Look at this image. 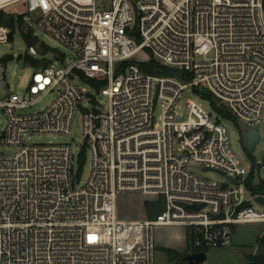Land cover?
<instances>
[{"label": "built area", "instance_id": "1", "mask_svg": "<svg viewBox=\"0 0 264 264\" xmlns=\"http://www.w3.org/2000/svg\"><path fill=\"white\" fill-rule=\"evenodd\" d=\"M16 3L74 58L33 66L26 91L6 94L0 59V143L14 149L0 150V264H155L156 226L183 225L190 245L203 250L230 245L237 224L264 221L246 198L257 193L220 120L255 125L263 117V0H0V10ZM10 33L0 24V42ZM140 53L174 74L145 71ZM26 54L43 57L34 46ZM186 87L207 89L233 117L215 120L188 98V117L178 120ZM53 91L46 107L29 111ZM77 112L91 158L84 179L83 151L71 142L26 141L69 135ZM121 192L161 196L164 208L121 218Z\"/></svg>", "mask_w": 264, "mask_h": 264}, {"label": "rangeland", "instance_id": "2", "mask_svg": "<svg viewBox=\"0 0 264 264\" xmlns=\"http://www.w3.org/2000/svg\"><path fill=\"white\" fill-rule=\"evenodd\" d=\"M7 11L12 13L15 17L22 16V23L16 22L13 31L12 38L8 42H0V59L4 57L6 61L5 81L3 85V94L8 92L23 93L26 91V86L33 72V66L24 62V57L29 49L28 44L24 41L19 28H23L26 31H33V35L37 38V43L34 45L38 51V56L43 55L55 62V58L63 59L66 63L70 62L74 58L73 52H71L66 46L57 42L48 32L41 30L35 24V16L30 13H26L23 3H16L10 5ZM30 23L31 27L28 25ZM49 47H55L56 50H48L44 48V45ZM64 53V54H63ZM65 55V56H64ZM138 59L147 60L144 53L137 55ZM90 91L93 92L91 88ZM200 92L208 94L215 106L220 107L221 103L213 94L203 87H195ZM191 87H186L178 99L175 106V116L178 120H184L188 117L187 99L191 98L206 112L210 113L212 117L217 120L219 118V111L212 105L210 99L197 93ZM56 92H49L42 97L35 105H33L29 111H36L43 107H46L54 98ZM101 99V96H98ZM159 100L154 108V116L157 120L161 119L163 114V107ZM223 107V106H221ZM226 127V132L229 137L231 147L242 158V163L249 170V173H253V184L263 182L264 183V114L261 121L255 125H248L244 120H239L235 123L229 119H220ZM5 125V115L0 110V133L3 131ZM247 128L258 129L261 133V140L257 144L256 148L251 150L247 146L245 131ZM27 142L36 143H48V142H71L74 146L75 153L83 151L85 154V161L82 166L81 178L84 179L90 169V153L88 149L82 146V118L81 112H77L73 123L72 131L69 135L59 133H41L34 134ZM0 150L5 152L13 151V147L3 145L0 143ZM193 169L199 174L206 176L210 179L217 180L220 183L228 182L224 173L209 167L196 165ZM251 193H246V198L250 200L256 209L264 210V206L257 203L255 200L250 199ZM159 197L155 194H143L141 192H121L117 194L116 205L117 213L121 218H135L146 219L151 218L154 215L148 214L145 208V201L156 200ZM181 225H159L154 229L156 249L154 253L155 264H188L184 259L188 253L187 249L181 251L178 249V244H183L184 236L186 235L185 242L190 245V235L185 228ZM264 232V221L244 222L236 225L233 241L230 245L223 247H210L206 251L205 261L201 264H251L249 256L253 254L254 250L259 251V238ZM174 246V247H171ZM257 251V253H258ZM177 255L175 257L174 254ZM186 253V254H185ZM171 255V256H170Z\"/></svg>", "mask_w": 264, "mask_h": 264}, {"label": "trees", "instance_id": "3", "mask_svg": "<svg viewBox=\"0 0 264 264\" xmlns=\"http://www.w3.org/2000/svg\"><path fill=\"white\" fill-rule=\"evenodd\" d=\"M263 3H264V0H263ZM22 20L23 19H22L21 15L15 17L12 13L8 12L7 10H3V9L0 10V24H5V25L11 27L10 38H12L16 22L21 24L23 22ZM19 30L21 32V35H22L24 41L28 44V46H34L37 43V38L35 35H33L32 30L26 31L23 28H19ZM42 44L44 45V43H42ZM44 48L48 49V50H53V49L56 50L55 47L51 48L47 45H44ZM49 61H50V59H48L46 57L36 58V57L31 56V55H25V57H24V62L27 64H30L31 66H45L49 63ZM139 65L145 71L150 72L152 74H165V75L174 74V71L172 69H170L169 67H167L165 65L158 63L153 57H150L146 61L139 62ZM183 77L187 78L186 76H183ZM194 90L197 93L201 94L202 96L210 99L212 105L219 111V113L223 117H225V118H232L233 117L232 114L230 113V111H228L227 109H225L223 107L215 106L214 101L210 97H208L209 96L208 94L202 93L198 89H194ZM84 161H85V154H83V152H82V154L79 157V164L81 167L83 166ZM253 177H254L253 173L248 174L247 180H246L247 188L253 193L264 194V183L261 181L259 183L253 184ZM145 208H146V211L148 212V214L154 215L153 217H155L164 208L163 197L159 196V198L156 200H146L145 201ZM258 245H259L258 253L251 254L249 256L251 264H264V232L262 233V235L259 238ZM194 250H197V249L193 248L191 245H188V247H187L188 253L191 251H194ZM203 250L207 251L208 248H203ZM176 255H177V253L174 254V256L172 255V257H175Z\"/></svg>", "mask_w": 264, "mask_h": 264}, {"label": "water", "instance_id": "4", "mask_svg": "<svg viewBox=\"0 0 264 264\" xmlns=\"http://www.w3.org/2000/svg\"><path fill=\"white\" fill-rule=\"evenodd\" d=\"M245 138L247 142V146L249 149L253 150L256 148L257 144L261 140V133L258 129L248 128L245 131ZM235 181V179H232ZM254 200L264 206V194L257 193L254 197ZM203 204L195 205L196 208L201 207ZM206 251L205 250H195L191 251L185 255L184 259L188 262V264H201L205 261Z\"/></svg>", "mask_w": 264, "mask_h": 264}, {"label": "crops", "instance_id": "5", "mask_svg": "<svg viewBox=\"0 0 264 264\" xmlns=\"http://www.w3.org/2000/svg\"><path fill=\"white\" fill-rule=\"evenodd\" d=\"M148 200V199H147ZM124 219H128V218H124ZM130 219V218H129ZM131 219H135V218H131ZM138 219H140V218H138ZM144 219V218H143ZM175 225H179V224H175ZM181 226H183V225H181ZM184 227V226H183ZM235 230H236V225L234 226V234H235ZM184 232H185V228H184ZM185 239H186V235L184 236V242H183V244H178V249L179 250H181V251H185L186 249H187V244H186V242H185ZM171 247H174V246H171ZM259 249V248H258ZM257 251L258 250H254V252H253V254H255V253H257Z\"/></svg>", "mask_w": 264, "mask_h": 264}]
</instances>
